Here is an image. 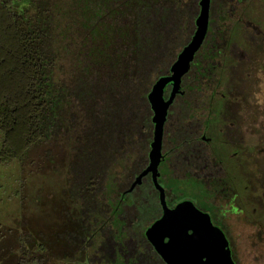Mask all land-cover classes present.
I'll return each mask as SVG.
<instances>
[{"label": "trees", "instance_id": "1", "mask_svg": "<svg viewBox=\"0 0 264 264\" xmlns=\"http://www.w3.org/2000/svg\"><path fill=\"white\" fill-rule=\"evenodd\" d=\"M247 1L210 0L206 37L164 124L160 164L174 180L205 185L226 174L200 139L208 120L196 112L202 92L213 96L219 82L227 38L220 21ZM198 3L0 0V168L17 165L22 189L34 176L60 175L68 202L52 205L58 225L0 223V264H165L145 236L162 215L158 191L150 175L129 189L149 162L147 95L189 43ZM57 37L66 41L64 56ZM237 52L233 45L235 59ZM65 56L72 63L64 71Z\"/></svg>", "mask_w": 264, "mask_h": 264}, {"label": "rangeland", "instance_id": "2", "mask_svg": "<svg viewBox=\"0 0 264 264\" xmlns=\"http://www.w3.org/2000/svg\"><path fill=\"white\" fill-rule=\"evenodd\" d=\"M220 24L226 27L227 38L222 56L217 59L219 82L213 96L202 92L204 107L196 114L208 120V151L226 174L203 185L174 180L166 165L160 164L162 178L158 181L166 191L170 208L190 202L210 217L225 234L235 264H264V0L243 3ZM56 42L64 56L61 48L65 39L57 37ZM233 45L240 54L237 59L230 54ZM207 48L205 45L199 55L203 56ZM71 63L70 58H62L64 71ZM121 167L109 177L108 197ZM20 178L17 165L0 168V223L14 228L26 218L34 227L58 225L60 219L52 205L56 200L64 207L68 204L61 196L62 176H34L23 189Z\"/></svg>", "mask_w": 264, "mask_h": 264}, {"label": "water", "instance_id": "3", "mask_svg": "<svg viewBox=\"0 0 264 264\" xmlns=\"http://www.w3.org/2000/svg\"><path fill=\"white\" fill-rule=\"evenodd\" d=\"M198 4L195 31L189 43L178 54L170 67L169 75L158 78L147 95L153 124L149 162L135 178L129 191L139 185L145 176L150 175L153 186L158 191L162 215L146 230L145 236L165 264H234L224 233L211 223L210 217L190 202L168 207L164 189L157 181L168 109L176 95L181 93V80L189 71L207 34L210 0H199ZM167 86H170V91L165 99L164 91Z\"/></svg>", "mask_w": 264, "mask_h": 264}, {"label": "flooded vegetation", "instance_id": "4", "mask_svg": "<svg viewBox=\"0 0 264 264\" xmlns=\"http://www.w3.org/2000/svg\"><path fill=\"white\" fill-rule=\"evenodd\" d=\"M208 129H209V124L206 125V127H204L203 130L200 132V133H201V137H200V139H201L203 142L207 143V144H209V142H210V139L207 138L206 135H205V133L207 132ZM211 182H213V180H212ZM172 208H173V207H172ZM228 244H229V243H228ZM229 249H230L231 257H232V249H231L230 246H229ZM232 258H233V257H232Z\"/></svg>", "mask_w": 264, "mask_h": 264}]
</instances>
